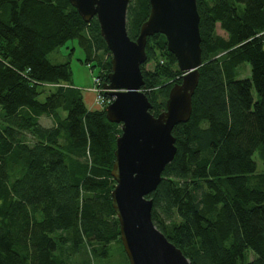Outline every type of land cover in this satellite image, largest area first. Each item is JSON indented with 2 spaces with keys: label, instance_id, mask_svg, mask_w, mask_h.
Listing matches in <instances>:
<instances>
[{
  "label": "trees",
  "instance_id": "1",
  "mask_svg": "<svg viewBox=\"0 0 264 264\" xmlns=\"http://www.w3.org/2000/svg\"><path fill=\"white\" fill-rule=\"evenodd\" d=\"M197 6L200 81L190 119L173 129L175 158L149 195L152 218L191 264H264V169L255 160L257 151L264 160V0ZM149 12V0H130L132 39ZM71 39L105 87L112 54L96 17L84 21L69 0H0V264H74L77 252L107 256L122 244L111 174L121 126L88 108L69 62L47 58ZM146 52L142 89L157 116L183 71L165 35L149 37Z\"/></svg>",
  "mask_w": 264,
  "mask_h": 264
},
{
  "label": "water",
  "instance_id": "2",
  "mask_svg": "<svg viewBox=\"0 0 264 264\" xmlns=\"http://www.w3.org/2000/svg\"><path fill=\"white\" fill-rule=\"evenodd\" d=\"M84 21L96 17L112 54L105 85L113 101L105 107L107 119L119 123L112 176L113 207L130 264H191L189 258L153 221V198L162 173L177 153L173 129L187 122L203 65L200 14L197 0H149L150 12L139 35L127 28L130 0H69ZM165 35L166 44L183 71L169 92L166 108L157 116L143 91L142 64L147 61L148 38Z\"/></svg>",
  "mask_w": 264,
  "mask_h": 264
},
{
  "label": "rangeland",
  "instance_id": "3",
  "mask_svg": "<svg viewBox=\"0 0 264 264\" xmlns=\"http://www.w3.org/2000/svg\"><path fill=\"white\" fill-rule=\"evenodd\" d=\"M217 32L219 34L225 35L224 31L217 26ZM86 51L79 44L77 39H71L67 41L64 45L60 46L55 51L49 53L47 58L55 64L69 62L72 71V81L71 86L74 88H79L83 91L84 100L90 110L93 109H102L95 102V93L92 91V88L95 85V77L99 74V67H91V64L86 63ZM94 61L93 63H95ZM154 66L153 63H148L146 69H152ZM244 69V73L241 78L249 77V70ZM41 90V88L39 89ZM256 96V92H254ZM47 96L46 92H41L38 99L43 102ZM65 115L67 114L64 111ZM43 120L50 124L51 120L47 117H44ZM259 151L255 153V160L257 162V172L260 173L264 169V160L259 156ZM264 189V188H263ZM84 251L77 252L73 259H75L74 264H130L124 247L119 242L112 243L108 247L107 256H98L93 257V255L85 254Z\"/></svg>",
  "mask_w": 264,
  "mask_h": 264
},
{
  "label": "built area",
  "instance_id": "4",
  "mask_svg": "<svg viewBox=\"0 0 264 264\" xmlns=\"http://www.w3.org/2000/svg\"><path fill=\"white\" fill-rule=\"evenodd\" d=\"M94 82L95 85L92 88V91L95 93L94 102L99 107H105L107 104L112 102L113 98L105 94L106 89L102 87V77L100 75L95 77Z\"/></svg>",
  "mask_w": 264,
  "mask_h": 264
},
{
  "label": "crops",
  "instance_id": "5",
  "mask_svg": "<svg viewBox=\"0 0 264 264\" xmlns=\"http://www.w3.org/2000/svg\"><path fill=\"white\" fill-rule=\"evenodd\" d=\"M44 117L49 118V119L51 120V123H50V124H47V123L43 120ZM39 120H40V122H41L44 126L50 127V126H53V125H54V119H53V117H51V116L43 115V116L40 117Z\"/></svg>",
  "mask_w": 264,
  "mask_h": 264
}]
</instances>
